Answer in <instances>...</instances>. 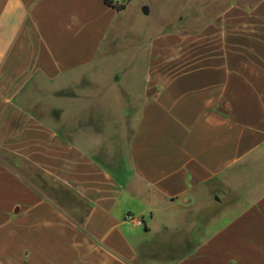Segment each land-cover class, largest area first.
Wrapping results in <instances>:
<instances>
[{
    "label": "crops",
    "instance_id": "obj_1",
    "mask_svg": "<svg viewBox=\"0 0 264 264\" xmlns=\"http://www.w3.org/2000/svg\"><path fill=\"white\" fill-rule=\"evenodd\" d=\"M111 1L0 0V264H264V0Z\"/></svg>",
    "mask_w": 264,
    "mask_h": 264
},
{
    "label": "rangeland",
    "instance_id": "obj_2",
    "mask_svg": "<svg viewBox=\"0 0 264 264\" xmlns=\"http://www.w3.org/2000/svg\"><path fill=\"white\" fill-rule=\"evenodd\" d=\"M246 1H255V0H246ZM189 3L190 2L188 0H178V2L175 3L177 7L174 6L171 9H168V8L167 9L164 8V9H166L168 11L169 17H175L176 14H179V13H183V14L187 13L188 14V13L197 12V10L194 7L192 8L189 5Z\"/></svg>",
    "mask_w": 264,
    "mask_h": 264
},
{
    "label": "built area",
    "instance_id": "obj_3",
    "mask_svg": "<svg viewBox=\"0 0 264 264\" xmlns=\"http://www.w3.org/2000/svg\"><path fill=\"white\" fill-rule=\"evenodd\" d=\"M126 220L131 221V222H133L135 224H138V225H142L143 224V220L141 218H138V217L134 216V215H128L126 217Z\"/></svg>",
    "mask_w": 264,
    "mask_h": 264
},
{
    "label": "trees",
    "instance_id": "obj_4",
    "mask_svg": "<svg viewBox=\"0 0 264 264\" xmlns=\"http://www.w3.org/2000/svg\"><path fill=\"white\" fill-rule=\"evenodd\" d=\"M107 2H108V4H110V5H112V6H114V7H116L119 11H121V10H123L125 7H121V6H118V5H116L113 1H111V0H107Z\"/></svg>",
    "mask_w": 264,
    "mask_h": 264
}]
</instances>
